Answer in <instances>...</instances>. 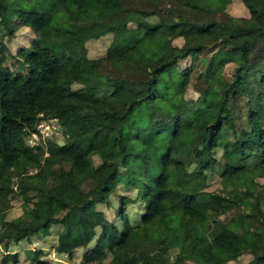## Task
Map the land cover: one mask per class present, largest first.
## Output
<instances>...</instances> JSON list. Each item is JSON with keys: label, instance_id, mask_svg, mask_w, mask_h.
Here are the masks:
<instances>
[{"label": "trees", "instance_id": "obj_1", "mask_svg": "<svg viewBox=\"0 0 264 264\" xmlns=\"http://www.w3.org/2000/svg\"><path fill=\"white\" fill-rule=\"evenodd\" d=\"M237 1L243 17L208 0H0V264L54 225L69 259L95 241L84 264H264V0ZM20 28L36 39L13 54ZM43 120L64 141L32 147ZM119 186L136 190L117 203L120 228L98 210ZM128 202L144 207L138 226Z\"/></svg>", "mask_w": 264, "mask_h": 264}, {"label": "rangeland", "instance_id": "obj_2", "mask_svg": "<svg viewBox=\"0 0 264 264\" xmlns=\"http://www.w3.org/2000/svg\"><path fill=\"white\" fill-rule=\"evenodd\" d=\"M48 2H50V0H36L37 4L39 5L42 4L43 6H45L46 3ZM208 3L211 6L212 10H214L217 13H220L221 10L225 7V11L229 12L231 15H235L237 17L244 16L245 10L237 0H208ZM24 7H26V9H30L31 6L26 5ZM35 39L36 36L31 30L27 28H20L16 31L14 38L6 39L5 42H6V47L9 48L13 54H15L17 53L18 50L29 47L30 44ZM109 44H110V37L108 36L102 37L97 40L89 41L86 44L87 56L90 59H97L103 57L105 55V52ZM7 64H10V62ZM187 64L188 63L186 64L184 63L185 66H187ZM11 66L9 65V67ZM230 69H231V64L226 66V72L229 73ZM97 80L98 78L94 68L87 67L85 70V81L89 84H92V83H96ZM185 97L187 100L194 101L198 97V94L190 87L185 93ZM67 136L70 139H74V140L78 139L82 141V139H79V137H77V135L75 134V130L70 131ZM55 137H56L55 139L59 140L60 142L64 141L61 131L60 133L58 132V135H56ZM49 166H50V160L46 156L42 169L46 171ZM230 178L234 182H239L243 179L248 178V173L234 171L231 173ZM135 192L136 190L132 186L128 188L119 186L116 190V193L110 196V202L112 208L99 206L98 210L103 213L106 219L116 220L117 221L116 224L120 228L122 226V222L119 221L116 217V212L118 208L117 203L122 197H126L128 195L135 196L136 195ZM143 212H144V207L139 202L137 203L128 202L126 207V215L129 217L132 226L135 227L139 225V219L142 216ZM19 214H20V203L14 201L12 203V208L7 212V219L9 220L13 219L17 217ZM96 223H100V220L97 219ZM88 224L93 225L92 222H88ZM96 230L99 232L100 227H97ZM61 231H62L61 226L54 225L51 227L48 233L33 237L29 242L25 241V242H20L18 244L15 243L10 244L8 248V253L17 255L18 262L15 264H28L25 257V252L28 250L41 251L42 262L46 264H84L83 255L87 250H90L94 247L95 241H93L86 248L76 249L71 259H69L67 255L58 254L56 252L58 237ZM110 260H111V256L108 254L104 262L108 263ZM246 260L247 259H244L243 262ZM9 264H13V263H9ZM229 264H233V263H229Z\"/></svg>", "mask_w": 264, "mask_h": 264}, {"label": "built area", "instance_id": "obj_3", "mask_svg": "<svg viewBox=\"0 0 264 264\" xmlns=\"http://www.w3.org/2000/svg\"><path fill=\"white\" fill-rule=\"evenodd\" d=\"M38 134H33L28 143L34 147L40 139L47 137H55L60 133L59 125L55 123V120H43L37 126Z\"/></svg>", "mask_w": 264, "mask_h": 264}]
</instances>
